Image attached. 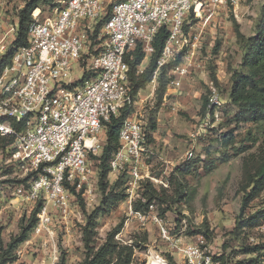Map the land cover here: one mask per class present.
Masks as SVG:
<instances>
[{
	"label": "rangeland",
	"instance_id": "obj_1",
	"mask_svg": "<svg viewBox=\"0 0 264 264\" xmlns=\"http://www.w3.org/2000/svg\"><path fill=\"white\" fill-rule=\"evenodd\" d=\"M27 1L2 0L4 22H17L19 10ZM199 1H202L201 9L197 12L191 9L187 14L182 34L173 43L174 55L167 61L172 63L180 56L176 66L186 68L180 85L174 87L171 84V70L176 66L168 70L161 80L159 69L154 82L150 79L134 95L136 102L132 118L143 121L147 132L151 124L156 126L152 132L154 139L150 143L146 141L149 151L147 168L158 175L166 170L172 178L170 189L165 192L169 207L165 215H158L165 204L159 205L154 201L153 210L143 218L142 215L147 213L132 210L136 199L132 200L130 209L127 198L118 202L112 211L102 209L104 192L101 185L105 182L112 185L122 171L109 169L106 177L101 179L100 161L92 158L102 154L101 148L88 155L89 176L78 189L74 188L75 192L69 188L67 212L62 213L49 204L50 223L40 227L37 211L46 201L41 197L33 202L15 189L20 184L27 188L36 174L21 175L19 170L5 163L3 155L0 156V237L3 245L6 247L13 238L28 230L34 213L36 217L34 226L27 231L26 240L11 251L15 260L7 264H49L51 261L55 264H79L86 253L84 243L87 237L83 230L87 217L93 213L100 214L95 219L96 227L90 240L96 245L101 244L106 234L122 223L115 238L136 243L132 264H151V258L157 254L167 264H170V257L176 264H182L167 251L159 237L154 216L181 241L194 243L202 236L215 257L248 258L251 254L242 252L243 245H264V219L259 220L256 226H244L233 231L243 219L264 211V188L246 205L243 204L264 156L257 149L264 140V120L236 122L231 118L234 108L230 99L235 76L248 72L244 56L248 38L254 35L260 21L264 0H226L214 6H209L207 0H197L196 3ZM149 60L150 54L145 53L137 75L145 73ZM160 81L165 82L163 90L159 89ZM211 87L221 103L211 109L207 118L203 113V102L205 98L209 99ZM104 135L106 137V129L100 133L102 138ZM189 150L194 153L190 160L203 157L210 162L211 170L206 172L203 164L196 162L184 175L179 196L175 193L178 174L174 169L187 160L185 153ZM171 154L174 155L173 164L168 162ZM122 187L123 184L117 190Z\"/></svg>",
	"mask_w": 264,
	"mask_h": 264
},
{
	"label": "built area",
	"instance_id": "obj_2",
	"mask_svg": "<svg viewBox=\"0 0 264 264\" xmlns=\"http://www.w3.org/2000/svg\"><path fill=\"white\" fill-rule=\"evenodd\" d=\"M196 1L62 0L44 14L39 7L33 9L26 44L15 47L8 61L0 66V145L12 138L4 150L0 149V156L5 155V163L21 175L36 174L27 188L20 184L15 189L33 202L41 197L46 201L37 211L40 227L50 223L49 204L67 212L68 184L78 189L89 176L88 155L103 147L106 137L100 133L109 118L123 107L130 113L119 129V146L109 169L127 171L130 209L133 199L144 201L139 192L144 181L168 187L166 170L157 175L147 168V132L143 121L132 118L136 101L130 93L129 66L124 58L137 44L146 54L152 53L156 33L166 27L169 34L156 61L153 83L157 71L174 55L173 43L182 34L187 14L191 9H201L202 1ZM225 1L207 0L209 6ZM1 6L2 0L0 60L8 53L17 32V22H4ZM185 69L176 66L171 70L174 87L180 85ZM84 73L87 77L83 79ZM211 89L207 118L211 109L221 103ZM193 154L187 151L185 159ZM153 208L154 204H149L142 217H147ZM154 220L167 251L182 264H221L202 236L197 242L187 243L162 220L156 216ZM155 257L167 264L160 255Z\"/></svg>",
	"mask_w": 264,
	"mask_h": 264
},
{
	"label": "trees",
	"instance_id": "obj_3",
	"mask_svg": "<svg viewBox=\"0 0 264 264\" xmlns=\"http://www.w3.org/2000/svg\"><path fill=\"white\" fill-rule=\"evenodd\" d=\"M62 0H28L24 7L19 10L18 21H17V32L9 52L6 54L5 58L2 59L0 66L7 62L10 58L11 53L15 47L25 45L27 42V34L29 25L32 22L31 13L34 8L39 7L40 13L44 14L47 10L60 4ZM44 11V12H43ZM102 21L99 22V25ZM99 25L95 29L98 31ZM168 30L166 27H161L156 33L152 45L153 52L150 53L149 64L145 70V73L137 75V68L145 58V52L141 44H137L127 55H125L124 60L127 62L129 69L127 72L130 93L134 96L139 89L143 88L147 81L152 77L153 71L155 70L157 64L156 61L161 55L165 41L168 37ZM244 38L243 36H241ZM180 61V56L175 59L172 63H166L160 67L159 79L161 80L167 71L175 67ZM245 64L248 67V72L245 75H236L232 83V89L230 92V99L232 106L234 108L231 118L236 122L241 123H257L264 120V4L262 6L261 18L255 27L254 35L248 38L247 50L244 56ZM87 77V74L83 76V79ZM165 82L160 81L159 89L163 90ZM209 100L206 98L203 102V113H206L208 109ZM130 113V109L123 107L119 110L116 115H112L109 120L105 123L106 129V142L102 147V154L99 157L93 156L92 158L100 161L101 179L106 177L107 171H109V162L119 146L118 132L121 127L123 120ZM155 124H151L147 134L146 140L148 143L152 142L153 134L155 131ZM11 137L7 139L6 144L10 143ZM150 140V141H149ZM255 141V139H251ZM0 145V149L4 150L6 144ZM261 154H264V140L257 146ZM92 154V153H91ZM3 156V155H2ZM196 162H201L203 164L202 168L209 172L211 170L210 162L203 157L199 159H187L181 165L175 167L174 171L178 174L176 179L175 193L177 195L182 194V180L185 174H188ZM158 175V174H157ZM128 174L127 171H122L118 179L108 186V183H103L102 190L104 195L101 200V207L105 212L112 211L116 207L118 202L125 200L128 197L126 191ZM168 187L164 188L162 186L156 187L149 181H144L142 183V188L140 189V194L144 201L141 199H136L132 203V210L141 213H147L149 210V204L157 201L159 205H164L161 208L158 215L164 216L166 211L169 209L168 200L166 199V193L170 189L172 182L171 175L168 176ZM124 187L117 190V188L122 185ZM252 186L250 190L244 197L243 204L246 205L250 200L258 195V193L264 188V156L256 170L254 175V180L251 182ZM73 192L74 186L69 187ZM108 188V189H107ZM179 195V196H180ZM99 207V209H101ZM98 209V210H99ZM94 215H89L87 217V224L83 230V234L87 237L84 243L85 257L79 264H132L134 249L136 243L117 240L115 238L116 234L119 232L122 223H119L114 229L109 231L103 242L96 245L94 241H91V235L94 234V229L96 227L95 219L100 213H93ZM264 219V211H258L243 219V222L237 223L233 231L241 230L244 226H256L259 220ZM36 221L35 213L29 221L28 230L31 229ZM88 228L90 231H88ZM24 230L18 236L12 239L6 247L3 245L0 237V264H7L15 260V254L11 255V251L21 242L26 240L27 231ZM91 241V242H90ZM242 252L245 254H251L248 258L242 259H225L223 256L217 257L221 264H264V245L253 244V245H243ZM170 264H176L175 261L170 257Z\"/></svg>",
	"mask_w": 264,
	"mask_h": 264
},
{
	"label": "bare ground",
	"instance_id": "obj_4",
	"mask_svg": "<svg viewBox=\"0 0 264 264\" xmlns=\"http://www.w3.org/2000/svg\"><path fill=\"white\" fill-rule=\"evenodd\" d=\"M150 261H152L151 264H165L160 259H158L156 257L151 258Z\"/></svg>",
	"mask_w": 264,
	"mask_h": 264
},
{
	"label": "crops",
	"instance_id": "obj_5",
	"mask_svg": "<svg viewBox=\"0 0 264 264\" xmlns=\"http://www.w3.org/2000/svg\"><path fill=\"white\" fill-rule=\"evenodd\" d=\"M153 139H154V135H153ZM173 159H174V155L173 154H171V156L168 155V162H170L171 164H173L172 163L173 162ZM129 213H131V212L129 211Z\"/></svg>",
	"mask_w": 264,
	"mask_h": 264
}]
</instances>
